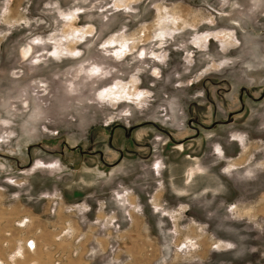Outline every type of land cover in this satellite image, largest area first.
<instances>
[{"label": "rangeland", "instance_id": "374dc122", "mask_svg": "<svg viewBox=\"0 0 264 264\" xmlns=\"http://www.w3.org/2000/svg\"><path fill=\"white\" fill-rule=\"evenodd\" d=\"M0 264H264V0H0Z\"/></svg>", "mask_w": 264, "mask_h": 264}]
</instances>
